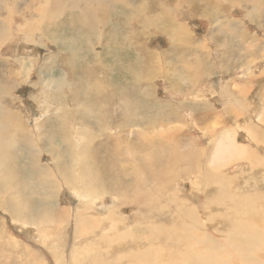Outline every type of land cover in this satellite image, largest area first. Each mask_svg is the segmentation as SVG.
Returning a JSON list of instances; mask_svg holds the SVG:
<instances>
[{
	"label": "rangeland",
	"instance_id": "374dc122",
	"mask_svg": "<svg viewBox=\"0 0 264 264\" xmlns=\"http://www.w3.org/2000/svg\"><path fill=\"white\" fill-rule=\"evenodd\" d=\"M46 1L47 0H16L14 4L18 10L14 9V29L17 25L22 24L25 28L27 27L31 30L35 28H46L50 35L55 33L60 34L59 36L62 40L68 39L71 36L78 37L79 28L73 23L71 17H74V15L80 11L84 2H81V0H64L60 8L61 11H65L51 17L49 13L42 14L38 10V6L45 4ZM87 1L97 6L96 9L100 16L98 17L102 22L97 31H92L87 36H82L85 38V46L83 50L78 51V55H74L73 53V50L77 48L75 44L58 47V45H61L60 42L53 43V41H50L40 32H34L33 42L27 43L24 37L17 35L14 42L10 40L7 44L1 46V49L3 48L1 53L4 55V61L7 57L10 58L11 56L13 60L6 68L8 69L12 66V69L16 68L18 72L22 73L24 66L23 58L34 56L38 57L39 61L35 62L29 69V73L26 74V76H29L27 78L28 82L37 83L42 78L46 80L49 78L57 80L60 79L61 76H66L69 86H64V97L57 100L55 104L62 107L68 106V108L70 106L74 107L79 109V111L86 116L88 115V111L92 114L95 112V116H100L103 120L108 119L110 128H105L104 130H107L106 134L110 139V149L114 148L117 150L121 142V140L114 138V136L118 134L120 128L139 130L131 136V138L135 140H139L138 137L143 134L142 129H147L144 134L145 137L149 139L154 137L152 136V134L154 135L152 129H155L153 124H157L158 128H156V130H158V132L156 135H159L156 139H159L158 141L163 140V142H165L164 144H167L169 147L174 144L178 150L181 149V153H185V150L192 146L206 150L202 156H199L198 159L194 161L198 168L203 167L204 169L208 164L206 168H209L210 172H213V176L203 170L200 171L196 169L194 174H192V176H194L193 183L188 179L183 180L182 183L180 182V187L176 188L173 180L169 186L170 190L179 193L181 189H187L188 192L193 191L195 193L194 202H199V204L202 203L206 205L211 199H214L213 204L215 205L219 204L225 206V204H227L228 210L222 212L221 216L217 217V215L213 213L210 215V218L214 215L213 218L222 220L221 224L227 226V229H230L233 227V224H237V221L241 220L246 222L249 220L252 226H254V224L263 225L264 182L260 183L255 179L264 175V153H259L260 156L258 158L251 154L252 150H257V144H264V26L261 25L264 23V17L259 18V20H261L260 23L252 20L250 14L249 17H243V13H245L244 7L236 5L235 0H193L194 4L189 10H185L184 3H182L178 11H175L174 18L178 15H181V18L187 16L189 11H193L194 14L199 12L195 16H187L189 20L185 21L187 23V30L189 31L186 34H188L190 41L193 42V45H191V42L187 39H174L169 37L166 32L163 33V31H159L160 27L168 28V33L174 36V33H172V24L166 22L160 24V26L155 23V19L157 18L155 11L158 12V14L161 11L159 14L160 20L167 15L171 16V14L167 10L165 12L161 7H159V9L158 6L154 7V11L152 8L150 9L152 0L127 1L128 3H133V5H146L148 7L146 19H149V23L147 25L144 24V19H140L139 17L133 18L132 16L128 17L130 7L126 8V3L123 4L116 0L110 1L109 5L107 0ZM169 4L176 7L178 3L177 0H171ZM2 5H7L6 0H0V17L2 14H6V10ZM98 7H102L101 10H99ZM217 8H220L221 11H218ZM29 9L32 11L28 12ZM201 9H206L205 11H210L209 13L217 12L219 17L218 20L212 21L211 17H202L200 14ZM169 10L172 9L170 8ZM233 18L243 20V26H245V28H235L236 26L231 27ZM221 21L225 23L222 24ZM164 25H166V27ZM105 34H107L106 38ZM227 37H229L228 40ZM221 38L222 40H220L219 43H215L216 39ZM252 40L254 42H252ZM225 41L228 43L223 49H220V46ZM185 48L189 49L185 51L181 50ZM222 50L226 53L224 54ZM24 51H29V53L23 54ZM227 51L239 56V62L237 63V61L234 60L235 57L233 55H228L229 52ZM16 54L20 57V61L17 63L13 56ZM221 55L224 57V60H220ZM97 64H105L108 66L106 75L110 77V89H107V96L110 98V105H96L93 110H90L88 105H82V102L79 101V97L85 90L96 87V82L89 79V77L93 78L91 73L88 74L89 77H87L84 75L83 71L85 66H95ZM7 69H3L2 72L7 71ZM95 73L94 75L97 76V72ZM24 76L19 75V73L15 74L14 81L17 86L9 90L10 92L13 90L14 92H11L13 96L18 97L17 102L14 103L17 105L15 108L20 109V107H25L23 110L25 118L24 123L25 126H27L26 130L30 132V123L27 120H32L33 118V120H35L38 116L44 114L42 113V102L34 98V95L37 93V87L31 83L25 84ZM151 96H155L156 99L160 101H148L147 99ZM1 100L7 102L6 99L2 97ZM52 105L54 107L53 103ZM81 105L82 107H80ZM6 107L12 108L11 105ZM253 107L258 109H256V113L253 111ZM260 111L261 114H258ZM235 117L238 119H235ZM89 118L92 119L90 125L96 130L102 127V123L98 119ZM84 120H86L85 116ZM41 122L45 123V120ZM57 126L58 122L45 123L42 131L46 136L43 141L45 147H43L41 153L37 155L42 158V163L47 165L50 170H54L52 161L54 156L59 155V152L57 150L48 149L47 145L52 144L58 147L61 141L66 137L62 132L58 131ZM105 126L107 125L105 124ZM208 128L210 130H221L225 132V136L230 140L229 142L231 144L233 142L237 144L240 143V146L237 145L239 148L236 151L240 153V159L232 163L231 166L233 169L230 167V169L226 168V166H217V155H220L219 153L224 155L232 149L230 148L223 152L217 151V140L208 138L206 135ZM69 129L71 130V128H68V131H70ZM167 130H170L172 137L166 135ZM249 131H251V136L248 135L250 133ZM27 137L24 143L27 147V153L24 154L26 159L29 157V149L32 150L30 146L31 136L27 135ZM250 137L254 138L256 141L251 140ZM102 138L103 135H99L96 141ZM249 139L254 143L248 144L247 141ZM66 141L67 143H71L74 140L71 139V141H69V139H67ZM241 145H245V147L251 145L248 147L251 148V150H247L248 154L246 156H243L241 153ZM222 148H224V145H222ZM236 152L233 153V155H236ZM69 154H71V159H78L77 153L72 155L70 152ZM204 155L205 158L203 157ZM252 157L255 158V161L249 160V158ZM129 159L132 160L133 157H129ZM99 160H101V158H99ZM226 160H229V158ZM252 162H255V164L253 165ZM98 163L99 162L96 161V165ZM122 163L127 164L121 160L110 158V166L112 167L111 173H119V171H121L120 169H125ZM133 163H136L134 159ZM244 167L246 168L244 169ZM134 170L135 168L130 171V179L142 183V191L152 193L158 200V203H155L154 207L156 212L153 217H151L150 214L152 213L147 211V219H152L153 223H159L162 218L161 215H165L161 208L166 205L170 190L169 192L156 190L157 187H155V184L150 182L142 172L134 173ZM244 170L247 172L244 173ZM5 172V169L0 170V187L3 186V179L6 176L10 181L3 190L0 189V203L12 201L15 202L14 204L16 205L32 203L40 206L43 200L37 204L39 201H35L34 198H47L44 199L47 202L51 200L49 192L51 187L46 186L44 188V186H41L32 188L28 183L24 188V195L23 191L17 190V187L13 185L11 172L8 171L7 174H5ZM41 172L42 174L40 177H45V179L48 180V174L44 171ZM237 172L239 173L237 174ZM96 173L97 175L102 174L100 170ZM111 173L110 175L112 176ZM190 174L191 173L187 172L186 176ZM209 176L213 178L211 179ZM215 176H217L218 179ZM224 176L228 177V179H222ZM98 177H96V183L89 182L85 184L86 187L93 190L95 185L99 183L100 179ZM25 178L27 182L30 181L31 174L26 175ZM245 179L249 183L246 184L244 182ZM81 180L83 181V178H81ZM81 180H74V178H72L67 185L69 188L76 187L82 184ZM199 180L201 182H199ZM119 181H123L121 176L112 179L110 184L112 186ZM184 181L186 183H184ZM255 181L258 182L259 185L254 192L256 198L254 199L253 197L252 200V202L257 205H255L256 207L254 208L256 211L253 213L245 212V204L240 202H243L244 195L246 192H249V188L247 187L250 186V184L254 185ZM198 183L200 186L197 185L196 187L193 185ZM223 184H226V187H223ZM140 192L139 189L133 187L131 182H128L125 185L124 194H120L119 198L124 199L125 196ZM94 193L96 197L101 196L99 193ZM165 193L166 198L163 200L161 194ZM59 194L61 196L60 201L58 199L54 201L56 207H54L53 210L56 209L60 212H68L69 216L64 214L66 215L65 218L59 220L60 222L57 223V225H62L64 222L70 221L65 234H63V230L59 227H52L42 219L30 221L37 225L38 228L32 224H27L22 219V216H14L0 206V261L2 264H75L74 259L77 260L78 258L84 257V255L88 260L92 255L90 252L97 247V245L93 243L95 239L89 241L94 244V247H90L88 251L83 252L82 250L84 247H79V249L72 246L75 234V217L74 212L67 208L69 206L74 207L78 201L73 194H71L70 190H68L67 193L61 190ZM229 194H231V198ZM218 200H220V202ZM104 201V203L108 204L111 202V198L107 197ZM238 202L239 204H237ZM125 203L127 204V201H125ZM42 205L43 206L38 208L44 209V203ZM213 207L212 209H215V211L218 210L215 206ZM123 208H125L126 214L129 213L128 216L134 211L131 207L128 208L127 205H124ZM146 210L148 209L145 207L143 209V215L144 213L146 214ZM37 213H39V211L35 212V214ZM214 213L216 214V212ZM247 214L250 217L247 216ZM178 217L179 216H177V218ZM87 218L90 223L88 233L90 235L93 230L100 228L101 221L96 216H87ZM177 220L178 221H175V223H170V221L166 222L167 226L173 227V232H171L173 238H175L174 231L176 226L178 223L180 224L179 221L181 219L179 218ZM21 222H23V226ZM199 222H201V218ZM228 223L232 224L228 225ZM107 232L103 233L105 234ZM171 239V235L168 233L167 241L172 243L174 240ZM52 244H54L53 247H51ZM100 246L99 248L101 251H99V256L109 250L108 248L105 249ZM105 246L106 245H102V247ZM104 249L106 251H103ZM72 251H74V253ZM86 253H88V256ZM105 254L110 257V254L107 252ZM111 255L115 256L114 254ZM70 258L72 259L71 261ZM94 262L95 261L89 260L85 264H94ZM95 264L111 263L108 257L101 256L100 261L95 262Z\"/></svg>",
	"mask_w": 264,
	"mask_h": 264
},
{
	"label": "bare ground",
	"instance_id": "6f19581e",
	"mask_svg": "<svg viewBox=\"0 0 264 264\" xmlns=\"http://www.w3.org/2000/svg\"><path fill=\"white\" fill-rule=\"evenodd\" d=\"M63 1L64 0H47L45 4L38 6V10L42 14L49 13L51 17H53L55 14H59L65 11H61L60 8V6H62L63 4ZM110 1L116 0H107V3L109 5ZM117 1L123 4L126 3V8L130 7L128 17H139L140 19L145 20V25L149 23V19H146L148 9L146 5H133V3H128V0ZM170 1L171 0L151 1L150 9L152 8L153 11L154 7L158 6V8L161 7L165 10V12L167 10L171 14V16L163 15L165 17H162V20H160L159 14L161 13V11L159 14L155 11L157 17L155 19V23L157 25L164 24L166 22L172 24V33H174V36H171L168 33V28L166 29L160 27L159 31H163V33L166 32L169 37L174 39L181 38L190 41V38H188V34H186L189 31L187 30V23L185 21L189 20L187 16H195L199 12L197 14H194L193 11H189L187 16L181 18V15H178L176 18H174L175 11H178L182 3H184L185 10H189L194 3L193 0H177L178 4L175 7L169 4ZM15 2L16 0H6L7 5H2V7L6 10V14H2L0 17V170L5 169V174H7L8 171L11 172L13 177V185L17 187V190L23 191V194L24 188L26 185H28V183L32 188H38L41 186H44V188L46 186L51 187V190L49 191L51 200L47 202L44 200L47 198H34L35 201H39L37 204H39L43 200L44 209L38 208L43 206V203L40 206L32 203H23L16 205L14 204L15 202L5 201L1 202L0 206L9 211L10 214L14 216H22V219L27 224H32L37 227V225L33 224L30 221L42 219L52 227H59L61 230H63V234H65L70 221L64 222L62 225H57V223L60 222L59 220L65 218L66 215L64 214H67V216H69V214L67 211L60 212L56 209L53 210V208L56 207L54 205V201L56 199L60 201L61 196L59 192L63 190L65 193H67V191L70 190L71 194H73L75 199L78 201L74 207L67 206L68 210L74 212L75 217V234L73 237L72 246H75V248L84 247L82 250L84 252L88 251L90 247H94V244L97 245L95 250H92L90 252V254L92 253V255L88 258V260L84 255V257L78 258L77 260L74 259L75 264H85L89 260L99 262L101 256L108 257L111 264H264V224L259 225L257 223L258 225L254 224V227L250 224L251 222L249 220L248 222L241 220L237 221V224H233V227L230 226V229H227V226L224 225V227L221 224L222 220H220L219 218H213L214 215H217V217L221 216L222 212L228 210L227 204L222 203L225 204V206L219 204H217V206L213 204L214 199L209 200L206 205L202 203L199 204V202H194L195 193L193 191L188 192L187 189H181V192L179 193L172 192L170 190L169 186L171 185V182L173 180L176 188L180 187V182L182 183L183 180L188 179L193 183L194 176H192V174H194L196 169L200 171L203 170L204 172L213 176V172H210L209 168H206L208 164L204 169L203 167L198 168L197 164H195L194 161L197 160L199 156H202L206 150H202L195 146H192L189 149L185 150V153H181V149L178 150L177 147L174 146V144L169 147L167 144H164L165 142H163V140L158 141L159 139H156L159 135H156L158 132V130H156V128H158L157 124H153L155 129H152V133H154V135L152 134V136L154 137L149 139L148 137H145L144 134L146 133L145 131L147 129H142L143 134L138 137L139 140H135L131 138V136L139 130L120 128L118 134L115 135L114 138L121 140V142L119 143L117 150L114 148L110 149V139L107 137V130H104L105 128H110L108 119L103 120L100 116H95V112L94 114H92L88 111V115L86 116L84 115V113L79 111V109H76L74 107L70 106L68 108V106L62 107L55 104L57 100L64 97V86H69L66 76H61L60 79L57 80H54L52 78L46 80L45 78H42L37 83L28 82L27 78L29 76H26V74L29 73V69L33 66V64L39 61V58L34 56L23 58L24 66L22 73L18 72L16 68L12 69V66L8 69L6 68L10 62H13V60L11 59V56L10 58L7 57L4 61V55L1 53L3 48L1 49V46L7 44L10 40L14 42V40L17 38V35L24 37V40L27 43L33 42L34 32H40L45 35L50 41H53V43L60 42L61 45H58V47L75 44L77 48L73 50V53L74 55H78V51L83 50L85 46V38H83L82 36H87L90 32L97 31L100 23L102 22L96 9L97 6L91 4L90 1L81 0V2H84L82 8L78 13L74 15V17H71L73 23L79 28L78 37L71 36L68 39L62 40L59 36L60 34L55 33L53 35H50L46 28H33L34 30H31L27 27L25 28L22 24H19L14 29V9L18 10V8H16V5L14 4ZM235 4L244 7L245 13H243V17H249L250 14L252 20L258 21L259 23L261 21L259 20V18L264 17V0H235ZM98 8L99 10H101L102 7ZM170 8L172 10H169ZM217 9L218 11H221L220 8ZM205 10H200V14L202 15V17H211L212 21L218 20L219 17L217 12L209 13L210 11L207 12ZM29 11L32 10L29 9L28 12ZM221 23L224 24L225 22L221 21ZM243 25V20L237 18L232 19L231 27L236 26L235 28H245V26ZM261 25L264 26V23ZM164 26L166 27V25ZM106 35L107 34H105V38ZM228 38L229 37H227V40ZM220 40H222V38L216 39L215 43H219ZM190 42L191 45H193V42ZM252 42L254 41L252 40ZM227 43L228 42L225 41L220 46V49H223ZM189 48L181 50L185 51ZM224 50L222 51L224 52ZM26 53H29V51H24L23 54ZM225 53L226 52H224V54ZM228 55H233L235 57L234 60H236L237 63L239 62L240 57L236 56V54L229 52ZM13 56L16 60V63L20 61V57L18 56V54ZM220 60H224V57H222V55L220 57ZM107 68L108 66L105 64H97L95 66L87 65L84 68V75L89 77L88 74L91 73L93 78L89 77V79L96 82V87L85 90L84 93H82L79 97V101L82 102V105H88L90 107V110H93L96 105H110V98L107 96V89H110V77L106 75ZM3 69H7V71H5L7 73L2 72ZM95 72H97V76L94 75L96 74ZM17 73H19V75H25L23 77L25 84L31 83L32 85H35L37 87V93L34 95V98H37V100L42 102L41 107L43 108L42 113L44 115L38 116L35 120H33L34 118L32 120H27L30 123V132L26 130L27 126H25L24 123L25 118L23 110L25 109V107L16 109L15 107L17 105H15L14 103L17 102L18 97L13 96V94L11 93L14 92L13 90L10 92L11 89L17 86L14 81V75ZM70 95L72 96L71 93ZM1 97L6 99L7 102H3L1 100ZM147 100L151 102L160 101L157 100L155 96H151ZM52 103L54 104V107ZM10 105L12 106V108L6 107ZM82 105L80 107H82ZM253 108V111L255 112L257 108ZM261 111L258 114H261ZM84 116L86 117V120H84ZM89 117L98 119L102 123V127L99 130H96L93 126L90 125L92 119H90ZM235 119L238 118L235 117ZM43 120H45V123L47 124L58 122V131L62 132L66 136L61 141L58 147H55L52 144L47 145L48 149L57 150L59 152V155L54 156V159L52 161L54 170L48 169V166L42 163V158L37 156L39 153H41L42 148L45 147L43 141L46 136L42 132L45 123L41 122ZM105 124L107 126H105ZM68 128H71V130L69 129L70 131H68ZM249 132L248 135L251 134V131ZM27 135L31 136L30 146L32 150L29 149V157L27 156L28 158L26 159V157H24V154L27 153V147L24 143L28 138ZM99 135H103V138L98 139V142L96 141V138ZM166 135H168V137H172L170 130L166 131ZM206 135L208 138L217 140V151L223 152L225 150H229L230 148L232 149L230 152H226L224 155H221V153H219L220 155H217L216 157L218 158L216 160V162L218 161L216 163L217 166H226V168H232V163L240 159V153L236 152L239 148L237 145H239L240 143L237 144L232 141L233 143L231 144L229 142L230 140L225 136V132L221 130H210L208 128ZM67 139H69V141L73 139L74 141H72L71 143H67ZM250 139L255 140L251 137ZM250 139L247 141V143L253 144L254 142H252ZM222 145H224V148H222ZM257 145V150H252L251 155L258 158L260 156L259 153H264V144L259 143ZM249 146L251 145H248V147ZM248 147H245V145H241V153L243 154V156H246L248 154L247 150H251V148ZM70 152L72 153V155L74 153H77L78 159H71V154H69ZM235 152L237 156L235 154L233 155V153ZM129 157H133L136 163H133V159L131 160L129 159ZM203 157L205 158V155ZM99 158H101V160H99ZM110 158L118 159L124 163H127H122V166L125 167V169H120L121 171H119V173H111L112 167L110 166ZM227 158H229V160H226ZM249 160L255 161V158L252 157L249 158ZM96 161L99 162L97 165ZM252 164L254 165L255 162H252ZM133 168H135L134 173L142 172L150 182L155 184V187H157L156 190H159L161 192H169L170 190L168 194L169 199L166 205L161 208L165 215H161L163 219H159V223H153L152 219H147V211L152 213L150 214L151 217H153L154 213L156 212V209L154 207L155 203H158V200L152 193L142 191V183L130 179V171ZM245 168L246 167H244V169ZM98 170L101 171V175H97L96 172ZM41 171H44L48 174V180H46L45 177H40V175L42 174ZM187 172L191 174L189 176H186ZM243 172L246 173L247 171L244 170ZM110 173L112 174V176L110 175ZM238 173L239 172H237V174ZM28 174H31V180L27 182L25 177ZM101 176L104 178H102ZM118 176H121L123 181H119L115 185L111 186V180L117 178ZM96 177L100 179L99 183L95 185L93 190H90L86 187L85 184L89 182L96 183ZM215 177L218 179L217 176ZM72 178H74V180H81V178H83V181L81 180L82 184L73 188H69L67 184H69ZM209 178L212 179L213 177L209 176ZM224 178L228 179V177L226 176H224L222 179ZM255 180L259 181L260 183L264 182V175L256 178ZM9 181L10 180L6 176L3 179V186L0 187V189L3 190L9 183ZM256 181L254 182V185L250 184V186L247 187L249 188V192H246L243 197V202H240L245 204V212L253 213L256 211V209L254 208L257 205L256 203L254 204V202H252L253 197L254 199L256 198L254 192L259 187L258 182ZM128 182H131L133 187L135 189H139L141 192L132 193L129 196H125L124 199H121L119 198V195L122 193L124 194L125 185ZM199 182L201 181L199 180ZM244 182L246 184L249 183L246 179L244 180ZM184 183L186 182L184 181ZM193 185L196 187L197 185L200 186L199 183ZM225 185L223 184V187ZM94 192L99 193L101 196L96 197ZM107 197L111 198V202H109L108 204L104 203V200ZM229 197L231 198V194H229ZM161 198H163L164 200L166 198V193L161 194ZM125 201H127V204L125 203ZM218 201L220 202V200ZM237 204H239V202ZM99 205L102 207H100ZM124 205H127L128 208L131 207L132 209H134L133 213H130L129 216V213H125V208H123ZM213 206H217L216 208L219 211H215V209H212ZM145 207L148 210H146V214L144 213L143 215V212L145 211H143V209ZM36 211H39V213L35 214ZM213 211L216 212V214ZM212 213L214 215H212V218H210V215ZM262 213L264 217V210ZM87 216H96L101 221L100 228L93 230L90 235L88 234L90 223L88 222ZM177 216L179 217L177 218ZM247 216L249 215L247 214ZM179 218L181 219L179 221L180 224H176L177 226L174 231L175 238H173L171 234V232H173V227L167 226L166 222L170 221V223H175V221H178L177 219ZM200 218L201 222H199ZM21 223L23 226V222ZM230 224L228 223V225ZM103 232L107 233L104 234ZM168 233L171 235V240H174L172 243H169L167 241ZM92 239H95V241L93 242L94 244L89 242ZM102 245H106L107 247H102ZM53 246L54 244L51 245V247ZM99 246L105 249L108 248V251H106L105 249L103 251H106L108 254H110V257L105 254L106 252L99 256V251H101ZM72 252L74 253V251ZM86 254L88 256V253ZM111 254H114L115 256H112ZM71 260L72 259L70 258V261ZM0 264H2L1 261Z\"/></svg>",
	"mask_w": 264,
	"mask_h": 264
}]
</instances>
